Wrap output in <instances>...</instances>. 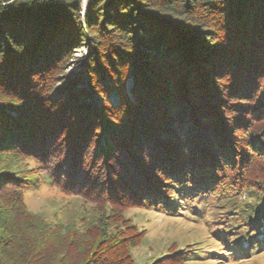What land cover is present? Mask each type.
I'll return each instance as SVG.
<instances>
[{"label":"trees","instance_id":"16d2710c","mask_svg":"<svg viewBox=\"0 0 264 264\" xmlns=\"http://www.w3.org/2000/svg\"><path fill=\"white\" fill-rule=\"evenodd\" d=\"M82 10L0 0V264H139L134 207L177 217L213 205L225 239L212 252L242 254L241 236L259 252L248 232L264 222V0ZM87 37L88 90L66 75ZM42 184L98 214L71 227L31 213L25 193ZM150 256L143 264L183 258Z\"/></svg>","mask_w":264,"mask_h":264},{"label":"rangeland","instance_id":"374dc122","mask_svg":"<svg viewBox=\"0 0 264 264\" xmlns=\"http://www.w3.org/2000/svg\"><path fill=\"white\" fill-rule=\"evenodd\" d=\"M82 1L83 15L86 6L84 5V0ZM134 35H139V33L137 32ZM90 48L91 40L87 37L82 45L73 49V60H71L73 62H71V66L66 71V75L70 74V76L80 74L83 78L81 87L86 90H88L86 86L87 76L84 65L80 61L85 60ZM128 80L130 81L129 78ZM111 99L116 101L114 93ZM90 100L100 103V98L98 97H91ZM209 200L211 201V198ZM25 202L27 210L31 213L39 215L48 221L60 219L64 224L71 227H80L83 225L82 219L85 218L90 221L94 218V215L98 214L97 207L85 201L80 195L64 193L57 186L48 184H42L37 189L28 190L25 193ZM216 208L213 205L207 208L204 207L202 212L199 211L196 215L193 208L188 207L177 217L143 208H130L126 214L132 216L131 218L138 224L140 229H145L141 232V243L134 250L136 260L139 264H143L148 257H152L150 255L156 256L154 261H157L167 253H170L171 255L177 254L183 257L176 264H264V242H262V247L257 253L254 252L256 250L248 253L251 247L248 249L246 246L243 247L244 250L241 247L242 254L237 253V250V252H234L237 247L235 249L232 247L233 250H227L226 246H224L221 254L212 252V249L222 248L220 244L221 236L214 232L218 224H223L218 218L221 214L217 213ZM217 218L218 221H216ZM254 229L257 228L252 227L248 233H251ZM262 237L264 238V235ZM224 239L221 238L222 241ZM241 239L244 242L243 245L246 244L247 241L243 236H241ZM233 240L236 241V239ZM254 245H257V243ZM224 252L231 254L226 255ZM67 261H71V258Z\"/></svg>","mask_w":264,"mask_h":264},{"label":"bare ground","instance_id":"6f19581e","mask_svg":"<svg viewBox=\"0 0 264 264\" xmlns=\"http://www.w3.org/2000/svg\"><path fill=\"white\" fill-rule=\"evenodd\" d=\"M86 3H87V0H84V5H86Z\"/></svg>","mask_w":264,"mask_h":264},{"label":"water","instance_id":"95a60500","mask_svg":"<svg viewBox=\"0 0 264 264\" xmlns=\"http://www.w3.org/2000/svg\"><path fill=\"white\" fill-rule=\"evenodd\" d=\"M86 6V5H85Z\"/></svg>","mask_w":264,"mask_h":264}]
</instances>
